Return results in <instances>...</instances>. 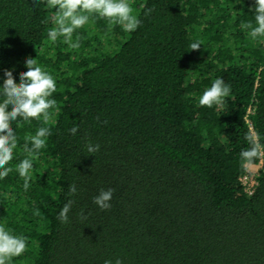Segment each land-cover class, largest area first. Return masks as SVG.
I'll return each mask as SVG.
<instances>
[{
    "label": "trees",
    "instance_id": "1",
    "mask_svg": "<svg viewBox=\"0 0 264 264\" xmlns=\"http://www.w3.org/2000/svg\"><path fill=\"white\" fill-rule=\"evenodd\" d=\"M129 3L136 31L97 19L73 50L48 40L44 0H0V75L34 58L57 83L29 190L15 173L0 180V224L28 241L13 264H264V171L248 195L241 177L258 159L239 160L245 134H264V43L240 28L252 0ZM217 77L231 95L199 106ZM36 126L18 128L21 141ZM101 188L113 189L105 211L91 200Z\"/></svg>",
    "mask_w": 264,
    "mask_h": 264
},
{
    "label": "clouds",
    "instance_id": "2",
    "mask_svg": "<svg viewBox=\"0 0 264 264\" xmlns=\"http://www.w3.org/2000/svg\"><path fill=\"white\" fill-rule=\"evenodd\" d=\"M37 3L38 0H33L34 5ZM44 3L53 13L52 26L46 32L48 40L52 43L62 41L73 50L80 47L78 30L97 19L106 21L110 28L118 26L127 33L136 31L141 25L129 0H44ZM150 11L147 9L144 14L148 15ZM249 11L251 17L241 21L240 28L251 41L264 43V0H252ZM202 44L203 41L194 40L189 49L196 50ZM24 67L26 71L15 79L11 70L5 69L0 75V180L9 173H15L26 192L32 180L33 163L39 159L51 135L50 127L45 125L51 116L49 110L56 107L53 94L57 91V83L54 76L34 58H26ZM230 95L231 85L217 77L199 94L197 103L207 108L222 107ZM33 121L39 122V126L25 134L21 141L17 129L32 125ZM68 132L76 135L78 126L74 125ZM245 140L247 147L239 152L242 168L252 165L264 154V134L251 129L245 134ZM85 149L91 155L99 151L100 145L86 141ZM76 192L75 184L69 185V195L74 196ZM112 197L113 189L101 188L91 200L100 211H105L111 207ZM71 204L69 200L61 207L58 213L60 222H68ZM27 242L24 235L0 224V264H13L14 258L26 251ZM103 264H122V261L119 257L109 258Z\"/></svg>",
    "mask_w": 264,
    "mask_h": 264
},
{
    "label": "built area",
    "instance_id": "3",
    "mask_svg": "<svg viewBox=\"0 0 264 264\" xmlns=\"http://www.w3.org/2000/svg\"><path fill=\"white\" fill-rule=\"evenodd\" d=\"M259 171H264V154L258 158L257 166L247 169V171L241 177L244 190L248 195H251L254 192V189L257 185L256 176L258 175Z\"/></svg>",
    "mask_w": 264,
    "mask_h": 264
}]
</instances>
